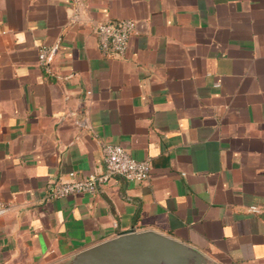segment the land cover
<instances>
[{
    "label": "crops",
    "instance_id": "obj_1",
    "mask_svg": "<svg viewBox=\"0 0 264 264\" xmlns=\"http://www.w3.org/2000/svg\"><path fill=\"white\" fill-rule=\"evenodd\" d=\"M126 18V55H103L95 24ZM108 143L149 159V181L47 198L105 172ZM0 201V264H59L128 229L264 264V0H0Z\"/></svg>",
    "mask_w": 264,
    "mask_h": 264
},
{
    "label": "built area",
    "instance_id": "obj_2",
    "mask_svg": "<svg viewBox=\"0 0 264 264\" xmlns=\"http://www.w3.org/2000/svg\"><path fill=\"white\" fill-rule=\"evenodd\" d=\"M140 32V24L133 19H117L95 24L94 33L98 39L103 55L108 57H124L129 49L131 39ZM53 47L42 46L39 49L38 62L49 69ZM105 172L91 174L76 179L72 172L68 179H59L48 189L47 198L59 199L78 194L97 193L101 186L107 184L111 177L122 176L130 181L147 182L152 175L149 159H136L120 144L108 143L103 146ZM10 205L0 201V216L10 210ZM251 212H259L260 208L253 205Z\"/></svg>",
    "mask_w": 264,
    "mask_h": 264
},
{
    "label": "water",
    "instance_id": "obj_3",
    "mask_svg": "<svg viewBox=\"0 0 264 264\" xmlns=\"http://www.w3.org/2000/svg\"><path fill=\"white\" fill-rule=\"evenodd\" d=\"M59 264H212L202 251L155 230L128 229Z\"/></svg>",
    "mask_w": 264,
    "mask_h": 264
}]
</instances>
